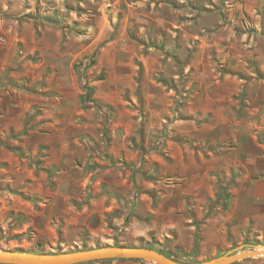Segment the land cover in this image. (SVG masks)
Masks as SVG:
<instances>
[{
	"label": "rangeland",
	"instance_id": "1",
	"mask_svg": "<svg viewBox=\"0 0 264 264\" xmlns=\"http://www.w3.org/2000/svg\"><path fill=\"white\" fill-rule=\"evenodd\" d=\"M107 243L264 245V0H0V248Z\"/></svg>",
	"mask_w": 264,
	"mask_h": 264
},
{
	"label": "water",
	"instance_id": "2",
	"mask_svg": "<svg viewBox=\"0 0 264 264\" xmlns=\"http://www.w3.org/2000/svg\"><path fill=\"white\" fill-rule=\"evenodd\" d=\"M254 257H264V245L248 246L191 262L169 257L156 248L137 245L107 243L87 248L41 252L0 248V264H80L108 259H138L154 264H233Z\"/></svg>",
	"mask_w": 264,
	"mask_h": 264
},
{
	"label": "trees",
	"instance_id": "3",
	"mask_svg": "<svg viewBox=\"0 0 264 264\" xmlns=\"http://www.w3.org/2000/svg\"><path fill=\"white\" fill-rule=\"evenodd\" d=\"M92 90H91V88H89L88 89V94H90V92H91ZM116 244V243H115ZM146 247H152V248H156L158 251H160V252H162V253H164V254H166L167 256H169V257H174L175 259H179V260H184V259H182V258H180L179 256H176V255H174V254H172V253H169V252H166V251H164L161 247H158V246H155V245H145ZM42 250H40V249H38V250H35V252H41ZM57 251H59V250H57ZM103 261V260H102ZM184 261H195L192 257H190L188 260H184ZM90 262H97V261H90ZM87 263H89V262H87Z\"/></svg>",
	"mask_w": 264,
	"mask_h": 264
}]
</instances>
